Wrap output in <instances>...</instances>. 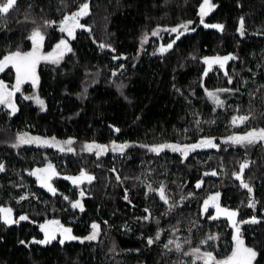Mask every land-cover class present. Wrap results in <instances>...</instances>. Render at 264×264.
Listing matches in <instances>:
<instances>
[{
	"label": "trees",
	"instance_id": "16d2710c",
	"mask_svg": "<svg viewBox=\"0 0 264 264\" xmlns=\"http://www.w3.org/2000/svg\"><path fill=\"white\" fill-rule=\"evenodd\" d=\"M65 2L66 8L61 0H18L19 11L6 26H0V52L17 44L30 50L31 41L24 37L30 34L32 24L31 20H25V13H31L37 21L41 16L58 21L64 12L76 10L80 0ZM202 3L203 0H90V15L80 22L87 23L91 32L78 29L76 39L72 40L55 26L46 30V52L52 50L62 35L69 39L73 51L58 64H40L38 89L31 84L22 86L24 95L38 91L46 110L23 96L15 98L19 107L15 115H9L0 106V163L5 165V171L0 172V205H10L18 216L29 217L9 229L0 221V264L190 261L189 256L164 249L169 239L182 243L190 240V245L184 243L185 251L201 247L223 257L230 253L234 230L228 221L224 223L223 216L211 218L216 214L214 207L210 206L208 213L202 211L203 201L217 191L221 193L222 207L238 211V221L253 215L259 219V223L242 224L241 229L246 245L264 254V143L230 146L222 141L249 125L264 127V0H211L216 7L204 17L205 23L223 24V31L199 23ZM241 17L243 37L238 31ZM189 20L193 21L189 27L195 31L181 36L167 53L156 51L161 44L175 39L176 34H169L165 28ZM158 25L159 35L152 36ZM145 33L148 40L141 49ZM102 44H110L115 52L101 47ZM230 53L238 59L229 61L225 69L214 65L203 76L207 67L203 56ZM117 55L121 59L114 60L112 57ZM121 64L123 69L119 67ZM225 70L233 77L231 84ZM1 79L11 86L15 73L8 70ZM121 83L122 89L118 87ZM222 87L239 91L234 95L221 93L226 104L215 107L204 90ZM249 112L253 118L245 125H231L233 115ZM196 120L203 131L197 129ZM21 132L54 136L60 141L74 138L76 152L33 145L13 147ZM202 136L217 138L215 142L221 148L196 151L184 159L170 150L157 155L138 146L163 141L192 143ZM112 140L129 141L133 146L123 155L109 151L96 157L94 153L80 151L85 142L110 144ZM245 161L243 178L253 188L252 193L233 176ZM48 162L60 173L51 181L57 189L55 195L29 174ZM82 169L95 176L91 184L85 181L76 186L65 179L79 175ZM213 169L216 176L210 174ZM205 172L209 175L205 176ZM117 174L120 180L116 179ZM198 179L204 181L200 188H196ZM161 182L170 203L179 202L171 211H166L168 206L158 193L146 195V183L158 188ZM81 189L86 192L83 212L71 207V202L80 198ZM125 189L131 203L123 198ZM182 195L187 197L183 201ZM251 200L256 202L255 208L248 206ZM149 213L150 220L139 219ZM48 220H59L81 237L89 235L91 224L96 222L100 235L95 241L83 243L65 241L61 245L60 237L43 245L35 243L34 240L44 239L39 226ZM158 227L162 229L159 241L147 246L142 237H155ZM173 227L179 230L173 233ZM210 234H218L219 239L202 245L201 240ZM170 247L174 249V245Z\"/></svg>",
	"mask_w": 264,
	"mask_h": 264
},
{
	"label": "snow or ice",
	"instance_id": "6c2138e0",
	"mask_svg": "<svg viewBox=\"0 0 264 264\" xmlns=\"http://www.w3.org/2000/svg\"><path fill=\"white\" fill-rule=\"evenodd\" d=\"M61 3L67 7L65 0H61ZM31 7V6H29ZM216 7L215 4L211 3V0H203V3L199 7V16L200 20L199 23L203 24L206 28H215L223 31L224 25L223 24H212V23H205L204 17H206L210 11H212ZM19 11L18 7V0H0V21H3V25L6 26L8 20ZM43 11V10H41ZM58 11H63L58 9ZM90 0H80L76 10L72 11L71 13L64 12L61 18L57 20H53L44 16H41L39 21L33 16L31 13H25V20H31L32 27L30 29V34L25 36L24 39L31 41L30 50H24L22 44H17L15 48L8 47L5 49L4 52H0V73H4L6 69L11 66L12 69L15 70V83L14 85H9L5 82L4 79H0V106H3L4 109L10 110L8 113L9 115H15L19 111V107L16 103V94L21 93L25 100H33L36 104H38L41 110H46L45 101L40 98L38 91L33 95H24L22 91V86L30 82L33 88L38 89L39 87V76L37 74V68L39 64L44 62H51L53 64H58L67 53H71L73 48L68 38L72 40L76 39V32L78 29L87 30L91 32V27L87 23H81L80 20L82 17H86L90 15ZM193 23V21L189 20L186 22H182L174 27L165 28L164 30L167 31L169 34L175 33V39L168 42L166 45L161 44L159 48L156 50L160 54L167 53L170 49L173 48V45L176 43L177 40L180 39L185 33L189 31H195V28H190L189 26ZM55 26L58 28L61 34H66V37L63 35L59 39L58 43L52 47L51 51L44 50V41H45V34L46 30L50 27ZM160 26L158 25L156 29H154L151 33L152 36L159 35L160 33ZM240 35L243 37L245 35L244 30V20L243 17L240 19V27L238 29ZM148 40V33H145L141 38V49L143 48V44L146 43ZM101 47H108L112 48L110 44L104 45L102 44ZM112 51L115 52V49L112 48ZM155 54V52H154ZM114 60L121 59L120 56H113ZM125 59L127 57H124ZM195 59V57H193ZM234 54L228 55H214V56H203L202 61L207 66L203 71V76H207L208 72L213 69L214 65H218L219 69H225L226 64L231 60H236ZM121 69L124 68V65H119ZM251 71V69H249ZM115 76L116 73L113 72ZM224 75L228 78L227 82L229 84L232 83L233 77L229 75L227 70L224 71ZM120 89L124 87L123 83L118 85ZM205 93L207 98L212 102L215 107H224L226 101L221 99V93H229L235 94L239 91V88H227L222 87L215 90H209L205 88ZM86 92V89H85ZM121 94H123L121 92ZM127 99V97H125ZM239 112V109H236ZM196 115V113H194ZM253 118V114L249 112L248 114L244 115H233L231 117V125L239 126L245 125L246 122L250 121ZM196 127L198 130L203 131L200 128V121H195ZM115 127V126H113ZM116 132H119V128H115ZM187 131V130H186ZM217 138L212 136H202L196 142L192 143H183L180 141L177 142H169L163 141L159 143H154L151 145L148 144H140L138 145L141 148H145L148 151L159 155L160 153L164 152L165 150H170L172 153H179L180 156L184 159H187L190 153L196 152L197 150L203 149H217L221 148V145L216 143ZM223 144L225 145H241L247 146L250 144H254L257 142H264V127L258 126H251L245 128L242 132H233L232 134L222 138ZM75 143L74 138H68L65 141L57 140L56 137H44V136H33L28 132H21L18 133L16 136V140L13 143V147H20L21 145H37V147H52L57 148L60 152L66 153H75L76 149L73 147ZM133 146L132 142L124 141V142H117L116 140H112L110 144H101L96 141L92 142H85L82 144L80 149L81 152H88L94 153L96 157H100L102 155H106L109 151L112 153H119L123 155L125 150L129 147ZM225 151L227 149H224ZM247 167V161L240 165V170L238 172H234L233 176L237 180L240 181V185L247 189L249 193L253 192V188L249 185V183L245 182L243 178V171ZM5 171V165L0 163V172ZM115 172V168L112 169ZM31 176L36 178V181L45 189H47L53 195L56 194L57 189L51 183L53 177L59 176L60 173L57 172L55 166L48 162L44 167H38L29 172ZM212 176H216L217 172L213 169L210 173ZM205 176L209 175L208 172L204 173ZM65 179H68L72 182L73 185L79 186L87 181L88 184H91L92 181L95 179V176L90 174L87 170H81L79 175L75 176H66ZM117 180H120L121 177L119 174L116 176ZM139 179V178H137ZM143 183V181H142ZM204 183L202 179H198L196 182V188H200L201 185ZM146 195L149 192L158 193L159 199L166 204L167 210L171 211L173 208L178 206L179 202L170 203V197L166 195L165 185L163 182L160 183L158 188H153L151 183H146ZM128 189H125L124 199L131 203V200L128 196ZM86 192L81 189L79 192L80 197H84ZM189 196L192 193L188 194ZM220 196L221 193L219 191L209 195L207 199L203 201L202 211L204 213H208L209 207L212 206L216 210L215 216H211L212 219H217L220 216L226 217L227 221L229 222L231 228L234 230L231 235V240L233 242L231 253L229 255H225L222 258H218L216 254H214L213 250H202L201 247H190V250H184V243H188L190 245V240L185 241L184 243L175 240L169 239L166 244L163 245L164 249L167 252H171L175 250L177 253H180L184 256L191 257L190 261H181V264H264V254L258 251L254 246H248L245 243L244 236L242 234L241 225L246 223H259V219L253 215L248 219H240L237 220L238 211L230 209L228 207H222L220 203ZM187 197L181 196V201L186 199ZM24 199V197H21ZM64 199H68L67 196ZM249 207L255 208L256 202L254 200L249 201ZM71 207L73 209H80L81 212L84 211V205L80 199L71 202ZM145 212H149L148 209H145ZM0 219H2L6 224H13L18 223L19 221L28 220L29 217L26 214H22L19 216V221L13 219V210L11 207H0ZM139 219L143 220H150L151 215L141 217ZM105 223H107L105 221ZM159 219L156 220V224L159 225ZM40 230L44 233V239L42 240H34L35 243L38 244H47L52 240L56 239V234L60 233L62 239H60L59 243L63 245L65 241H80L83 243L84 241H95L97 240L100 234V225L96 222L91 224V233L87 236H77L73 234V230L71 227H66L59 220H48L43 224H40ZM127 227V226H125ZM130 230V229H129ZM179 229L173 227L171 231L175 233ZM162 229L159 227L157 228L155 237L148 236L142 237L146 239L147 246H151L157 241H159ZM219 239V235L210 234L205 239L201 240L202 245H207L208 241L211 240L213 242ZM20 243H24L21 241ZM170 245H174V249L170 247ZM138 251V249H137ZM260 257V259H257Z\"/></svg>",
	"mask_w": 264,
	"mask_h": 264
},
{
	"label": "rangeland",
	"instance_id": "374dc122",
	"mask_svg": "<svg viewBox=\"0 0 264 264\" xmlns=\"http://www.w3.org/2000/svg\"><path fill=\"white\" fill-rule=\"evenodd\" d=\"M65 55H66V54H65ZM41 63H47V62L42 61ZM41 63H40V64H41ZM40 64H39V66H40ZM39 66H38V68H37V74H38V76H39ZM8 70H12V71L15 73V70L12 69L11 66H9V68L6 69L5 72L8 71ZM5 72H4V73H5ZM4 73H0V79L2 78V75H3ZM25 84H30V82H27V83H25ZM25 84H24V85H25ZM13 85H14V84H13ZM17 97H18V98H21V97H22L21 93H19V96H18V93H17V94H16V98H17ZM6 111H7V113H9V110H6ZM263 143H264V142H263ZM33 146L36 147V148H38L37 145H35V144H33ZM49 148L54 149V150H56V151L58 150L57 148H52V147H49ZM206 150H208V149H206ZM58 151H59V150H58ZM197 151H202V150H197ZM190 154H191V153H190ZM190 154H189V155H190ZM84 198H85V196L79 198V199L82 201V203H83V199H84ZM214 209H215V208H214ZM223 217H224V216H223ZM18 218H19V216H18ZM224 223H227V219H226V217H224ZM99 235H100V234H99ZM56 238H57V236H56ZM227 243H228L229 245L231 244V242H227ZM231 245H233V244H231ZM231 249H232V246H231ZM230 253H231V250H230ZM230 253H229V254H230ZM229 254H228V255H229ZM217 257H218V256H217ZM218 258H222V257H218Z\"/></svg>",
	"mask_w": 264,
	"mask_h": 264
},
{
	"label": "water",
	"instance_id": "95a60500",
	"mask_svg": "<svg viewBox=\"0 0 264 264\" xmlns=\"http://www.w3.org/2000/svg\"><path fill=\"white\" fill-rule=\"evenodd\" d=\"M244 171H245V169H244ZM244 171H243V172H244ZM0 207H11V206H10V205H0ZM11 208H12V210H13V219L19 221L17 210L14 209L13 207H11ZM0 221H1L2 224L6 225V227H7L8 229L19 225V222H18V223H13V224L9 225V224H6L2 219H0ZM40 231H41V230H40ZM41 232H42V231H41ZM42 233H43V232H42ZM43 234H44V233H43ZM56 236H57V234H56Z\"/></svg>",
	"mask_w": 264,
	"mask_h": 264
},
{
	"label": "flooded vegetation",
	"instance_id": "af4514ba",
	"mask_svg": "<svg viewBox=\"0 0 264 264\" xmlns=\"http://www.w3.org/2000/svg\"><path fill=\"white\" fill-rule=\"evenodd\" d=\"M57 237H60V238H62V236L60 235V233H57Z\"/></svg>",
	"mask_w": 264,
	"mask_h": 264
}]
</instances>
